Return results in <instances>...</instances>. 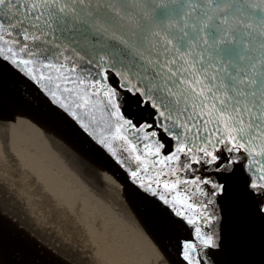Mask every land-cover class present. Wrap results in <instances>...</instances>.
Wrapping results in <instances>:
<instances>
[{
  "label": "snow or ice",
  "instance_id": "6c2138e0",
  "mask_svg": "<svg viewBox=\"0 0 264 264\" xmlns=\"http://www.w3.org/2000/svg\"><path fill=\"white\" fill-rule=\"evenodd\" d=\"M78 33L102 46L81 48ZM109 33L114 43L103 42ZM0 62L193 228L180 242L186 264H208L221 248L208 208L227 185L211 173L239 164L264 216V0H0ZM196 166L209 175H181ZM5 195L0 188V204Z\"/></svg>",
  "mask_w": 264,
  "mask_h": 264
},
{
  "label": "bare ground",
  "instance_id": "6f19581e",
  "mask_svg": "<svg viewBox=\"0 0 264 264\" xmlns=\"http://www.w3.org/2000/svg\"><path fill=\"white\" fill-rule=\"evenodd\" d=\"M2 82L14 88L8 79ZM24 96L17 100L12 95L13 100L0 105L4 107H0V183L16 204L26 207L27 212L18 214L28 230L40 231L56 248L59 242L83 245V257L72 255L77 262L176 264L125 201L126 184L120 177L95 152L62 130L35 99ZM81 160L98 174L108 196L83 177ZM28 242L34 247L33 241Z\"/></svg>",
  "mask_w": 264,
  "mask_h": 264
},
{
  "label": "water",
  "instance_id": "95a60500",
  "mask_svg": "<svg viewBox=\"0 0 264 264\" xmlns=\"http://www.w3.org/2000/svg\"><path fill=\"white\" fill-rule=\"evenodd\" d=\"M110 35L111 33L105 36L103 42L109 44L114 43L115 41L109 38ZM130 35V32L120 31L117 39L119 36L127 38ZM99 39L100 37L98 36L94 39L91 35L85 37L79 33L76 34V40L80 47L86 48L89 51L102 46L101 43H96ZM64 46L77 59L83 57V53L77 56L76 52L72 50L71 43L66 41ZM65 54L68 55L69 53L66 52ZM2 78L11 81L14 88L4 85ZM0 90L3 92V103H6L8 100H13L12 95L17 100H24L25 93L30 95L38 102L46 115L58 124L62 130L83 146L95 152L96 156L98 155L105 161L114 173L126 184V187L125 185L122 186V189L125 187V190L122 192L125 201L136 210L146 230L176 264H186L180 254V242L194 239V230L192 227L187 226L179 219L173 218L157 200L143 196L133 187L130 182V177L126 174L125 170L118 166L105 151H102L73 119L58 107L50 104L41 92L37 90L36 86L23 76L13 72L3 62H0ZM141 115L145 119L149 118L146 111L138 114L136 118L139 119ZM95 127L97 131L103 130V133L107 135L106 126L97 125ZM70 144L72 145V143ZM115 146L117 149L120 148L119 143H116ZM74 152L76 156H81V153H77L76 150ZM127 155V153H123L122 157H127ZM181 158L183 159V157ZM79 164L83 167L81 168V172L84 173L83 177L87 182L106 196L103 182L101 183V179L92 168V170L89 169V163L81 160ZM126 167L135 169L136 165L128 161ZM196 167L198 171L181 173V175L186 179H191L197 175L201 177L209 175L210 170L205 171L200 166ZM211 174L213 179L227 185V191L213 198L215 203L208 208L209 213L215 214L217 217L215 231L219 234L221 241V248L210 254L208 264H264V216L256 212V205L259 198L252 196L246 188L248 177L239 164L235 166V170L231 174ZM0 188L6 194L3 197L2 204H0L6 217L0 220V240H2L3 245L4 264H87L83 259L79 262L75 261L79 255L83 257L86 254L83 252L86 250V247L83 245L81 248L73 246L74 244L70 246L66 243L59 242L57 243L58 248H56L57 246L54 247V244L51 243L53 240H50L40 231L36 234L30 232L27 228V223L18 214L26 210V207L23 206L24 204H16L14 199L10 197V193L5 188V185L0 183ZM200 199H207V197H201ZM38 211L40 212L41 210ZM30 215L29 217L34 220V217ZM7 217H10V219ZM162 223L166 224V227L162 228ZM210 230L212 229H205V231ZM28 241H33L34 247ZM45 243H50V245H46ZM72 255H76L77 259H73L76 257Z\"/></svg>",
  "mask_w": 264,
  "mask_h": 264
}]
</instances>
